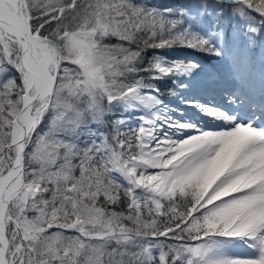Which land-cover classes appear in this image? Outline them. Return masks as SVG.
<instances>
[{
  "label": "snow or ice",
  "instance_id": "1",
  "mask_svg": "<svg viewBox=\"0 0 264 264\" xmlns=\"http://www.w3.org/2000/svg\"><path fill=\"white\" fill-rule=\"evenodd\" d=\"M0 264H264V0H0Z\"/></svg>",
  "mask_w": 264,
  "mask_h": 264
},
{
  "label": "trees",
  "instance_id": "2",
  "mask_svg": "<svg viewBox=\"0 0 264 264\" xmlns=\"http://www.w3.org/2000/svg\"><path fill=\"white\" fill-rule=\"evenodd\" d=\"M169 55L176 56V57H180V56L185 55V53H183V52H174V53H170Z\"/></svg>",
  "mask_w": 264,
  "mask_h": 264
},
{
  "label": "bare ground",
  "instance_id": "3",
  "mask_svg": "<svg viewBox=\"0 0 264 264\" xmlns=\"http://www.w3.org/2000/svg\"><path fill=\"white\" fill-rule=\"evenodd\" d=\"M217 101H219V100L217 99ZM208 123L211 124V122H208ZM238 251L243 252L244 250L243 249H238Z\"/></svg>",
  "mask_w": 264,
  "mask_h": 264
},
{
  "label": "rangeland",
  "instance_id": "4",
  "mask_svg": "<svg viewBox=\"0 0 264 264\" xmlns=\"http://www.w3.org/2000/svg\"><path fill=\"white\" fill-rule=\"evenodd\" d=\"M209 70H211V69H209Z\"/></svg>",
  "mask_w": 264,
  "mask_h": 264
}]
</instances>
